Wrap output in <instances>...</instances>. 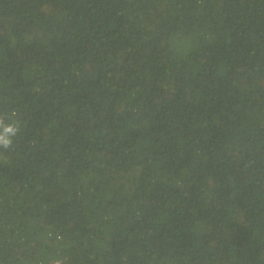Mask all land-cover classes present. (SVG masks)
I'll list each match as a JSON object with an SVG mask.
<instances>
[{"label": "trees", "instance_id": "1", "mask_svg": "<svg viewBox=\"0 0 264 264\" xmlns=\"http://www.w3.org/2000/svg\"><path fill=\"white\" fill-rule=\"evenodd\" d=\"M0 264H264V0H0Z\"/></svg>", "mask_w": 264, "mask_h": 264}, {"label": "clouds", "instance_id": "2", "mask_svg": "<svg viewBox=\"0 0 264 264\" xmlns=\"http://www.w3.org/2000/svg\"><path fill=\"white\" fill-rule=\"evenodd\" d=\"M15 113L11 115L0 114V149H11L14 138L20 132V121L14 119Z\"/></svg>", "mask_w": 264, "mask_h": 264}]
</instances>
